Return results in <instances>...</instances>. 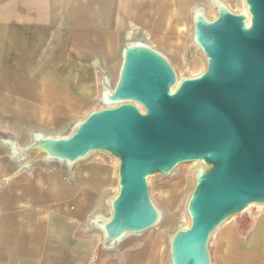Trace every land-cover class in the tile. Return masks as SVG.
<instances>
[{
  "label": "crops",
  "instance_id": "obj_1",
  "mask_svg": "<svg viewBox=\"0 0 264 264\" xmlns=\"http://www.w3.org/2000/svg\"><path fill=\"white\" fill-rule=\"evenodd\" d=\"M206 1L0 0V264H172L151 228L100 250L114 195L92 185L103 164L27 166L11 147L67 136L102 109V76L118 82L129 40L162 54L197 45L192 13ZM247 208L210 236L212 264H264V208Z\"/></svg>",
  "mask_w": 264,
  "mask_h": 264
},
{
  "label": "water",
  "instance_id": "obj_2",
  "mask_svg": "<svg viewBox=\"0 0 264 264\" xmlns=\"http://www.w3.org/2000/svg\"><path fill=\"white\" fill-rule=\"evenodd\" d=\"M245 2L249 24L223 4L214 19L195 18L194 41L207 57L200 75L178 82L164 54L127 44L110 95L119 103L94 111L68 137L31 144L32 157L48 149L54 159L77 160L103 150L120 159L112 216L101 225L114 245L159 222L148 178L182 162L202 161L206 169L188 201L189 227L171 238L172 264H212V233L264 204V0Z\"/></svg>",
  "mask_w": 264,
  "mask_h": 264
},
{
  "label": "rangeland",
  "instance_id": "obj_3",
  "mask_svg": "<svg viewBox=\"0 0 264 264\" xmlns=\"http://www.w3.org/2000/svg\"><path fill=\"white\" fill-rule=\"evenodd\" d=\"M227 4L232 11L248 17L250 16L244 0H228ZM192 16L194 17L193 13ZM207 16L208 19H214L218 16L215 4L209 5ZM186 46L187 48L185 50L187 52L164 54L175 69L179 81L184 78L200 75L204 72L207 65L206 56L199 46L195 45L191 39L188 40ZM108 73L113 78L115 77L112 70ZM103 75L107 78V75ZM109 86H111L110 83ZM112 106L114 105H108L105 102L102 104L103 108ZM139 107L143 108L142 105H139ZM95 164H103L108 172V176L107 180H104V178L102 180L101 176H94L91 181L92 185L103 189L110 196L113 194L116 195L119 187L114 156L107 151H95L85 160L78 162L76 166L84 168ZM204 169H206L205 163L186 161L176 166L169 174H155L148 178L151 200L160 214L163 215V222L155 225L147 233L157 231L165 239L164 251L167 259L170 257V243L174 232L177 229L187 228L190 225L191 217L188 211V201L197 182V173ZM88 175V170H85L83 177L86 178H83V180L91 183L87 179ZM262 208H264V205H251L244 214H248L250 211H258ZM234 219H236V216L231 218V220ZM135 235H137L136 237L142 236L141 234ZM103 249H105V246L102 242L100 250L102 251Z\"/></svg>",
  "mask_w": 264,
  "mask_h": 264
},
{
  "label": "bare ground",
  "instance_id": "obj_4",
  "mask_svg": "<svg viewBox=\"0 0 264 264\" xmlns=\"http://www.w3.org/2000/svg\"><path fill=\"white\" fill-rule=\"evenodd\" d=\"M245 1V0H244ZM215 3V6L217 7V11L219 12V5L220 4H223L225 5L226 7H228V5L225 3V2H222L220 0H207L205 3H201L194 11L193 15H194V19L197 17V16H204L206 18H208L207 14H208V8H209V5H212ZM246 3V2H245ZM229 8V7H228ZM230 9V8H229ZM250 18L251 16H249V20H248V24L250 23ZM143 44L144 42L142 41H139V40H129L127 42V44L129 45H135V44ZM126 47V46H125ZM125 47L123 49V59H122V64H121V67L123 65V61H124V50H125ZM167 58V57H166ZM168 59V58H167ZM207 59V57H206ZM121 72V69L119 70V74ZM104 76V75H103ZM107 80H104V87H103V90H102V95H103V100L106 104L108 105H116L117 103L119 102H114L110 99V95H111V92H112V88L115 86L116 84V78L112 77L111 74H107ZM177 80L179 82V79H178V75H177ZM109 83L111 86H109ZM142 110H144L142 108ZM73 131V130H72ZM39 133V132H38ZM71 134V133H70ZM69 134V135H70ZM69 135L67 136H64V137H68ZM37 137H41L43 136L44 138H47L49 136L45 135V134H38L36 135ZM35 138V137H34ZM59 138V137H58ZM10 139V138H9ZM37 139V138H36ZM1 140H2V137H1ZM4 140V139H3ZM2 140V141H3ZM8 141H6L7 143ZM11 142V141H10ZM3 146V145H2ZM12 154H16L17 156H19L20 158H22L24 160V164H31L35 161H45L47 163H50V162H53V161H56L58 163H65V164H68L70 166H74L75 163H77L78 161L80 160H83V159H86L88 158L92 153H94L95 151H90L88 152L85 156L77 159V160H66V159H63V158H57V159H54V157L52 156L51 152L47 149L46 153L45 154H42V155H35V156H31L29 154V152L33 149L31 144H27L24 148H20L18 147V145L13 142L12 143ZM5 149V148H4ZM9 149V148H8ZM7 149V150H8ZM6 150V149H5ZM6 150V151H7ZM100 151H103V150H100ZM13 156V155H12ZM13 159V158H12ZM114 159H115V162H116V167H117V183H118V174H119V167H120V159L117 157V156H114ZM200 163H202V161H198ZM20 163V162H19ZM209 166V165H208ZM154 174H152L151 176H153ZM150 176V177H151ZM109 207V206H107ZM107 212V211H106ZM109 212V211H108ZM160 222H163V215L161 214L160 215V219H159V222L157 224H159ZM190 223H191V219H190ZM156 224V225H157ZM99 225L103 226L105 228V223L104 221H101L99 220ZM103 244L105 247H112L114 246V241L112 239H108L107 237L103 239Z\"/></svg>",
  "mask_w": 264,
  "mask_h": 264
},
{
  "label": "built area",
  "instance_id": "obj_5",
  "mask_svg": "<svg viewBox=\"0 0 264 264\" xmlns=\"http://www.w3.org/2000/svg\"><path fill=\"white\" fill-rule=\"evenodd\" d=\"M103 78H104V80H107L106 76H104Z\"/></svg>",
  "mask_w": 264,
  "mask_h": 264
}]
</instances>
